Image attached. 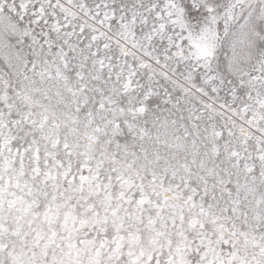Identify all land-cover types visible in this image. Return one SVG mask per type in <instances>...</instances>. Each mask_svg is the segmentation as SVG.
Here are the masks:
<instances>
[{
	"label": "snow or ice",
	"instance_id": "6c2138e0",
	"mask_svg": "<svg viewBox=\"0 0 264 264\" xmlns=\"http://www.w3.org/2000/svg\"><path fill=\"white\" fill-rule=\"evenodd\" d=\"M0 264H264V0H0Z\"/></svg>",
	"mask_w": 264,
	"mask_h": 264
}]
</instances>
